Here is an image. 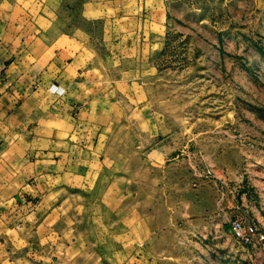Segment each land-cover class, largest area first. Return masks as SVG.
<instances>
[{"label":"rangeland","instance_id":"rangeland-1","mask_svg":"<svg viewBox=\"0 0 264 264\" xmlns=\"http://www.w3.org/2000/svg\"><path fill=\"white\" fill-rule=\"evenodd\" d=\"M136 5L53 8L96 51L67 90L98 168L46 235L0 221V264H264L230 231L264 233V0Z\"/></svg>","mask_w":264,"mask_h":264},{"label":"crops","instance_id":"crops-1","mask_svg":"<svg viewBox=\"0 0 264 264\" xmlns=\"http://www.w3.org/2000/svg\"><path fill=\"white\" fill-rule=\"evenodd\" d=\"M143 1L0 0V221L13 224L11 231L51 232L61 200L98 168L81 143L91 132L84 130H94L83 127L84 97L67 90L94 63L96 51L82 29L62 26L53 8L98 11L102 3L119 4L125 18L134 19L127 6ZM62 123L73 127H56Z\"/></svg>","mask_w":264,"mask_h":264},{"label":"built area","instance_id":"built-area-1","mask_svg":"<svg viewBox=\"0 0 264 264\" xmlns=\"http://www.w3.org/2000/svg\"><path fill=\"white\" fill-rule=\"evenodd\" d=\"M50 90L59 96L64 94V90L58 86H52ZM230 231L239 245L243 247L259 245L264 250V233L259 231L254 224L236 219L231 221Z\"/></svg>","mask_w":264,"mask_h":264}]
</instances>
